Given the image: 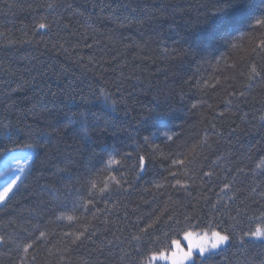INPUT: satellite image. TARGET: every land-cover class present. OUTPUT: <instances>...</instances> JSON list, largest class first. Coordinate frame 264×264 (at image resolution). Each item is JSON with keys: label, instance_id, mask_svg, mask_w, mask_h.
Wrapping results in <instances>:
<instances>
[{"label": "trees", "instance_id": "trees-1", "mask_svg": "<svg viewBox=\"0 0 264 264\" xmlns=\"http://www.w3.org/2000/svg\"><path fill=\"white\" fill-rule=\"evenodd\" d=\"M228 2L0 0V167L13 152H34L0 205L9 241L0 264H149L185 232L223 229L235 243L195 264L264 262L259 241L239 243L255 227L246 216L264 210V81L245 87L250 66L264 67V0L219 12ZM44 17L59 23L41 40ZM74 112L87 115V137L68 124ZM105 147L121 160L111 170ZM220 197L229 207L211 211ZM241 200L246 214L236 216ZM85 228L91 239L73 244ZM13 240L33 247L25 254Z\"/></svg>", "mask_w": 264, "mask_h": 264}, {"label": "snow or ice", "instance_id": "snow-or-ice-1", "mask_svg": "<svg viewBox=\"0 0 264 264\" xmlns=\"http://www.w3.org/2000/svg\"><path fill=\"white\" fill-rule=\"evenodd\" d=\"M237 2V0H229L228 3H226L224 6L219 7L218 11L223 12L224 7H230L231 3ZM57 5L53 3H49L45 5L48 9H55ZM53 23H59V20H53V21H48L47 17H44L42 22H40L37 26V34H41V40L43 39V35L47 34V32L51 31V28L53 26ZM256 25L260 29H264V18H260L256 20ZM65 28L67 25L64 26ZM41 30H43L41 32ZM32 41H28V43H31ZM89 47H92V45H88ZM55 47V46H54ZM62 47V46H61ZM261 50H264V39H261L260 45H259ZM63 51H67V49H63ZM253 52L256 51V48L252 49ZM244 75V73H241ZM246 79L249 81L248 84L245 85L246 88H252L253 81L256 83H260L261 81H264V67H261L258 69V66L256 64H252L247 72ZM16 89H13L15 91ZM54 95V94H53ZM233 96L236 95V92L234 91L232 93ZM245 97V92L240 91L239 96L236 97V103H240V98ZM244 102H247L246 100ZM227 103L231 104L233 101H228ZM195 107V105H193ZM261 120H264V115L260 117ZM79 123L80 125V130H81V135L83 137H87L88 135V117L84 113L80 112H74L68 117V124H76ZM7 127V126H5ZM31 136V133H30ZM169 140L172 139L171 136L167 137ZM145 142L148 141V137H144ZM26 147L32 148L33 144H27ZM37 147H42V145H37ZM105 155H107V160H106V169L111 170L114 168L116 165L121 164V160H118L115 158V155L108 152L107 148L105 147ZM128 157H131V153L128 154ZM31 157H29L30 159ZM139 164L138 167L141 171H143L147 167L148 161L144 156H139L138 157ZM264 162V161H262ZM185 161L184 160H173V164H180L184 165ZM57 171L63 172L66 171V169H57ZM239 172H243L242 168L238 169ZM173 176L176 175V173H171ZM205 175L211 177L212 173L208 172L205 173ZM109 181L121 185L122 181L120 179H117L115 175H112L108 178ZM91 188L92 189H97V184L94 181H89ZM177 184H180V180L177 179L176 181ZM15 186V180L9 181L7 186L4 187L2 191H0V203L4 202L6 198L9 196V193L12 192L13 187ZM108 190V181H105L102 187L98 188V191L103 194ZM232 187L229 182H226L224 184V187L221 188L222 193H226L227 191H231ZM252 193H256V188L253 187L251 189ZM262 197H264V192L259 193ZM229 200L235 199V196H229L227 197ZM224 197H220L215 203L210 204V210L211 211H220V208L227 209L229 206L227 204H221V200H223ZM91 203V201H89ZM240 203L242 205H245L244 209L237 208L236 209V216H242L246 214V209L247 205L245 204L244 200H241ZM218 205L220 207H218ZM63 218V217H61ZM235 221V217H230ZM68 220L74 219L72 216L67 217ZM169 219H172V217H169ZM189 217L186 215L185 220H188ZM246 219L249 222H254L255 227H249L247 230H242L241 236H240V245L244 246L246 245L249 241H252L253 243L259 241L261 245H264V210L260 211L258 215L253 214L251 216H246ZM159 222V217L157 218L156 221L153 223H158ZM221 221L220 223H222ZM176 223H179V221H176ZM239 223V221H237ZM152 224H149L147 228L143 229V232H147L149 228H152ZM87 231V228H85L84 231H80L79 234L75 237V239L72 241L73 244H75L77 241L81 240V237H84L85 239H91V235H85ZM41 236H44L45 234L43 232L40 233ZM136 239H140V237H136ZM184 240L187 241L186 247H182L181 242L179 240H172V245H174L175 250L171 251L170 254H166L164 251H159L156 253H153L148 259H149V264H152V261H155L157 259H164V260H169L171 264H195V253L198 252L200 256H207L209 254H212L214 250H219L221 249V246L228 245L235 243V237H234V232H229L228 229H223V231H217V230H212L211 234L209 235L208 233H204L202 236H194L192 232H185L184 233ZM9 241L6 240L3 236H0V244H7ZM15 246L19 249L22 248L23 252L25 254L28 253V250L33 247V244H27L22 241H17L13 240L12 241ZM82 242V241H81ZM34 259V257H33ZM21 264H25L24 259H21ZM264 264V262H262Z\"/></svg>", "mask_w": 264, "mask_h": 264}, {"label": "rangeland", "instance_id": "rangeland-1", "mask_svg": "<svg viewBox=\"0 0 264 264\" xmlns=\"http://www.w3.org/2000/svg\"><path fill=\"white\" fill-rule=\"evenodd\" d=\"M16 153H18V152H16ZM20 153H23V154H28L29 155V157H31L32 155L34 156V154H33V151H30V150H27V151H21ZM33 156H32V159H29L28 160V162H27V168L29 167V165L31 164V162H32V160H33ZM8 158V157H7ZM7 158L4 160V162H3V164H2V166L0 167V180H4V179H6L8 176H10L12 173H13V170H14V167H13V165H12V162H8V160H7ZM20 167V165L18 164L15 168L16 169H18ZM14 190V189H13ZM13 192V191H12ZM11 192V193H12ZM11 193H9V196H10V194ZM8 196V197H9ZM7 197V198H8ZM6 198V199H7ZM5 202V201H4ZM4 202H2V203H0V205H2ZM204 233H208L209 235L211 234V232H202V233H193L194 234V236H202ZM181 242V245H182V247H186V245H187V241L186 240H181L180 241ZM227 247V245H224V246H221V249H219V250H214V252L213 253H217V252H219L220 250H222V249H224V248H226ZM173 250H175V248L173 249ZM171 253V252H170ZM170 253H166V254H170ZM199 255V253L198 252H196L195 253V257L196 256H198ZM158 262H162V263H165V264H171V262L169 261V260H164V259H157V260H155V261H152V264H157ZM191 262H189V264H190Z\"/></svg>", "mask_w": 264, "mask_h": 264}, {"label": "bare ground", "instance_id": "bare-ground-1", "mask_svg": "<svg viewBox=\"0 0 264 264\" xmlns=\"http://www.w3.org/2000/svg\"><path fill=\"white\" fill-rule=\"evenodd\" d=\"M32 156L30 159H32ZM7 160L9 163L12 162L14 170L13 173L10 176H8L6 179L0 180V191H2L4 187L7 186L9 181H13V180H15V186L13 187V189H15V187L18 185L21 178L23 177L25 170L27 169L26 165L29 160V155L20 152L12 153L10 156H8ZM18 164L20 165V167L16 169L15 167Z\"/></svg>", "mask_w": 264, "mask_h": 264}]
</instances>
